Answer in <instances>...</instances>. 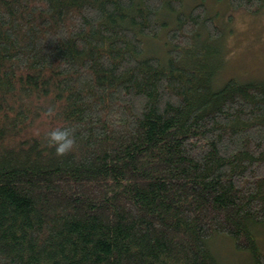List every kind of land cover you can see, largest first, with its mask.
I'll return each instance as SVG.
<instances>
[{"label": "trees", "instance_id": "16d2710c", "mask_svg": "<svg viewBox=\"0 0 264 264\" xmlns=\"http://www.w3.org/2000/svg\"><path fill=\"white\" fill-rule=\"evenodd\" d=\"M187 1L0 0V264H219L216 236L262 264L264 80L214 85Z\"/></svg>", "mask_w": 264, "mask_h": 264}, {"label": "rangeland", "instance_id": "374dc122", "mask_svg": "<svg viewBox=\"0 0 264 264\" xmlns=\"http://www.w3.org/2000/svg\"><path fill=\"white\" fill-rule=\"evenodd\" d=\"M200 0H188V7ZM207 1V2H206ZM206 8L215 16L222 30L215 45L220 51L221 70L214 78V85L234 78L237 80H264V9L253 11L226 8L225 1L206 0ZM188 8H184L186 10ZM152 53L153 44H149ZM258 247L264 252V227L255 229ZM211 251L219 264H252L246 252L237 251L228 238L216 236L210 242Z\"/></svg>", "mask_w": 264, "mask_h": 264}, {"label": "clouds", "instance_id": "9594fccd", "mask_svg": "<svg viewBox=\"0 0 264 264\" xmlns=\"http://www.w3.org/2000/svg\"><path fill=\"white\" fill-rule=\"evenodd\" d=\"M55 113L49 109L45 114L53 116ZM76 145L75 130L73 128H56L47 134V146L55 149L57 157H64L71 153ZM264 264V258H262Z\"/></svg>", "mask_w": 264, "mask_h": 264}]
</instances>
